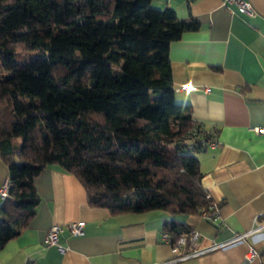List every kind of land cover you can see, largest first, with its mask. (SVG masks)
<instances>
[{
    "label": "trees",
    "instance_id": "trees-1",
    "mask_svg": "<svg viewBox=\"0 0 264 264\" xmlns=\"http://www.w3.org/2000/svg\"><path fill=\"white\" fill-rule=\"evenodd\" d=\"M150 0H0V248L39 205L34 178L57 164L110 215L202 214L209 197L196 152L214 141L175 102L167 50L189 30ZM171 241L190 233L164 219Z\"/></svg>",
    "mask_w": 264,
    "mask_h": 264
},
{
    "label": "crops",
    "instance_id": "crops-1",
    "mask_svg": "<svg viewBox=\"0 0 264 264\" xmlns=\"http://www.w3.org/2000/svg\"><path fill=\"white\" fill-rule=\"evenodd\" d=\"M246 1L253 14L220 0H150L199 21L197 30L170 43L167 55L175 102L190 105L204 128L217 129L216 147L196 152L216 219L161 209L113 216L89 207L78 179L51 164L33 181L40 200L35 215L0 248V264H165L171 250L160 228L168 218L198 232L196 244L207 249L176 264H264V228L250 232L264 223V132L254 130L264 129V0ZM185 84L190 87L182 89ZM6 170L0 160V187ZM78 220L82 234L72 236L67 223ZM53 223L61 228L62 251L44 238ZM250 248L256 256L244 261Z\"/></svg>",
    "mask_w": 264,
    "mask_h": 264
},
{
    "label": "built area",
    "instance_id": "built-area-1",
    "mask_svg": "<svg viewBox=\"0 0 264 264\" xmlns=\"http://www.w3.org/2000/svg\"><path fill=\"white\" fill-rule=\"evenodd\" d=\"M223 5L226 6H234L237 7L236 9L241 11L244 14H253L252 13V6L249 1L246 0H220ZM190 87V84H185L182 89H188ZM254 130L258 133H263L264 129H261L260 127H255ZM216 142L211 141L207 143L206 148H215ZM7 189L6 185H1L0 187V197L6 195ZM210 201H208V208L206 211L202 212L200 214L201 218L204 219H212L214 221L216 219L217 214V208L215 204L212 202V200L209 198ZM68 229L70 230V234L72 236H79L82 234L83 231V221H70L67 223ZM261 228H264V223H261L257 225V227L254 228V230L250 231L251 233L257 232L261 230ZM61 228L60 225L53 223L51 224L50 228L45 232L44 238L48 245H55L59 250L62 251V248L60 247V244L58 243V237L57 232H60ZM190 233H184L179 237L177 240L171 241L170 235L167 233H162L161 238L162 242L170 246L171 253L169 255V260L165 262V264H173L181 262L183 259L186 258H192L197 254H201L202 252L207 251V249H200L198 244H196L197 239L199 237V233L195 230H190ZM247 236V233L241 234L240 236L237 235L235 237L236 240H242ZM212 248V247H209ZM255 250L249 249L246 253V256L244 257V261H250L255 257Z\"/></svg>",
    "mask_w": 264,
    "mask_h": 264
}]
</instances>
